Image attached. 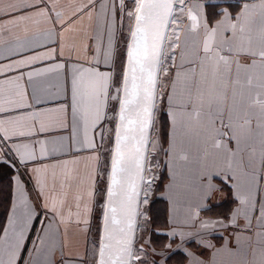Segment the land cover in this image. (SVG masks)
Listing matches in <instances>:
<instances>
[{"label":"snow or ice","instance_id":"6c2138e0","mask_svg":"<svg viewBox=\"0 0 264 264\" xmlns=\"http://www.w3.org/2000/svg\"><path fill=\"white\" fill-rule=\"evenodd\" d=\"M0 16L9 17L0 22V60L10 61L0 64V74L19 72L0 81V113L29 109L0 118V151L8 149L21 164L87 153L83 170L79 159L53 165L51 173L48 165L31 169L37 204L17 177V198L0 230V264H145L137 233L149 221L160 153L169 169L195 170L201 203L218 190L214 176L233 185L239 208L229 224L239 231L235 247L222 251L237 264H264V0L225 7L212 25L201 0H72L69 8L61 0H0ZM84 16L90 23L79 31L96 45L87 66L79 62L75 40L65 37L77 31L74 18ZM57 42L58 50L48 48ZM37 48L47 51L23 55ZM65 50L69 60L77 53L70 66L19 71L64 56ZM51 73L63 75L65 87L50 99H68L41 111L35 107L44 102L37 81ZM25 79L32 84L31 101ZM164 109L171 124L166 149L157 135ZM64 131L67 136L57 135ZM42 133L51 135L21 139ZM12 140L19 142L10 147ZM97 205L99 224L83 256L66 253L63 242L45 246L54 224L57 232L76 224L89 233ZM42 212L52 220L45 217L25 259L29 233ZM190 219L198 231L224 224L200 220L196 209Z\"/></svg>","mask_w":264,"mask_h":264},{"label":"crops","instance_id":"0c3cea01","mask_svg":"<svg viewBox=\"0 0 264 264\" xmlns=\"http://www.w3.org/2000/svg\"><path fill=\"white\" fill-rule=\"evenodd\" d=\"M72 0H61V3L65 5V8H69ZM204 5L205 18L210 25L221 18L222 9L231 6L234 10L240 3V0H201ZM28 12L34 11V9H28ZM70 14V13H69ZM7 16H0V22L8 19ZM77 26V31L73 33L65 32L66 39L71 42L73 39L78 45L79 55L81 57L80 63L87 66L86 59H90L93 55L95 48V42L89 40L83 36L79 31V28H88L89 20L87 16H84L81 20L74 18ZM93 26L95 21L91 22ZM48 25H41V27H47ZM57 31L63 30L60 25H56ZM48 48L59 49V42L55 44H49ZM47 51V48H37L34 52H26L23 55H33L37 52ZM76 52L72 53L73 60L68 59V52L65 50V55H56L53 60H46L40 63L32 65L30 68H24L19 71L25 74L28 71L41 69L48 67L56 63H64L66 66H70L74 62ZM22 56H13L12 60L20 59ZM10 61L0 60V64H6ZM67 70V69H66ZM65 70V73H66ZM117 70H119V64H117ZM18 71L7 72L0 74V81L4 79L14 78L18 75ZM25 88L31 101L32 84L27 79L23 81ZM39 88L41 89L40 95L44 102L36 105L35 107L41 111L54 108L59 103L68 99L67 95L59 99H50V95H54L57 91L65 87V81L63 75L57 73L48 74L45 77H41L37 81ZM29 111V109H20L14 112L0 113V118H7L10 116H16ZM163 114L164 123V136L159 137L160 143L163 148L168 147L169 135L171 132V124L167 117L166 109L160 111ZM106 128L114 127L113 124H106ZM47 133L39 134L37 137L21 138L24 142H29L31 139H43L46 138ZM57 135L67 136L68 132L64 131ZM97 141L100 139L99 130L96 133ZM19 141H9V146H14ZM106 143V142H105ZM87 153H77L75 151L69 153H57L49 156L48 158L40 159L37 161H30L27 164L19 163L14 153L8 152V149L0 151V180L8 178L9 181V193H8V209L5 215L4 227L7 225V217L12 211L13 201L17 198V177H19L20 184L24 193L32 201L33 204L38 203V189L35 183V177L31 171L33 167H40L41 165L49 166V173L53 171L51 166L61 165L64 161L81 160L79 167L81 170L85 167V162L82 157ZM106 155V154H104ZM167 157L163 153H160L159 160L161 161L160 170L165 174V180L162 184L161 190L158 194L159 199L163 205L162 223L157 228H152L150 222L142 226V233H137L139 244L144 246L146 255H143L145 264H237V258L235 256H229L226 252L222 251L225 246L235 247V236L239 229L229 224V220L232 214L239 208V203L235 195V189L231 183L226 181L222 176H214L212 182L217 185L218 190L207 200L201 203L200 197L197 192V177L195 170L189 167H176L174 170L169 169L164 161ZM72 164L68 165L71 169ZM57 174L61 172V168L55 169ZM102 187V185H100ZM171 187V192L168 191ZM71 202V196L69 197ZM150 204V203H149ZM99 205L97 210L93 214V220L90 225V232L86 233L82 231L83 225L77 226L76 224H70L66 227L60 226L59 232L56 231L55 224L50 235V238L45 239V246L50 244H60L63 242L67 245L65 248L66 253L80 254L83 256L86 251V240H91L96 233L99 224ZM149 205L147 206V215ZM196 209L198 212V218L200 220H221L223 225H217L213 229L207 231H198V223H193L190 219L192 210ZM47 216L48 221L51 222V213H43L33 222L32 231L29 233L28 240L26 242L25 251L23 256L28 258L32 248L37 244L41 236V228ZM144 232V233H143ZM175 232L176 235H172ZM59 259V253H57Z\"/></svg>","mask_w":264,"mask_h":264},{"label":"trees","instance_id":"16d2710c","mask_svg":"<svg viewBox=\"0 0 264 264\" xmlns=\"http://www.w3.org/2000/svg\"><path fill=\"white\" fill-rule=\"evenodd\" d=\"M159 137L164 136V123H163V114L160 113L159 115ZM165 180V174L164 172L161 173L159 176L158 182L156 183L155 186V192L154 196L149 204V222L151 224L152 228H158L160 224L162 223V219L164 218L163 216V205L161 200L158 197V194L161 190L162 184ZM9 191V181L8 178L6 179H1L0 180V230L3 229L4 227V221H5V215L7 212L6 206L8 205L7 200H8V192Z\"/></svg>","mask_w":264,"mask_h":264},{"label":"rangeland","instance_id":"374dc122","mask_svg":"<svg viewBox=\"0 0 264 264\" xmlns=\"http://www.w3.org/2000/svg\"><path fill=\"white\" fill-rule=\"evenodd\" d=\"M121 47H122V44H121ZM159 115H160V112L158 113V122H157V135H158V139H159V128H158V124H159ZM161 170H160V167L158 168V169H156V172H155V174H156V176H157V181H156V183L158 182V179H159V176L161 175ZM154 192H155V187H154V189H153V193H152V195H151V197H150V202H151V200H152V198H153V196H154ZM142 226H143V224H142ZM142 226L140 227V229H139V231H141L142 229ZM138 231V232H139ZM141 233H142V231H141ZM144 233V232H143Z\"/></svg>","mask_w":264,"mask_h":264}]
</instances>
